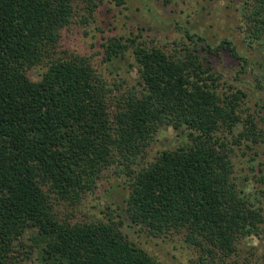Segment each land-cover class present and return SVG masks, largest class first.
I'll use <instances>...</instances> for the list:
<instances>
[{
	"label": "trees",
	"instance_id": "trees-1",
	"mask_svg": "<svg viewBox=\"0 0 264 264\" xmlns=\"http://www.w3.org/2000/svg\"><path fill=\"white\" fill-rule=\"evenodd\" d=\"M76 4L0 0V264H159L123 232V221L73 222L58 208L79 206L112 167L128 170L124 206L134 226L156 238L184 234L202 264H227L224 257L264 223L263 208L233 178L228 146L229 136L249 148L264 141L260 122L246 114L247 92L220 90L221 75L198 49L177 57L112 36L105 61L132 50L140 78L114 94L89 57L58 56ZM244 6L247 34L263 43L264 0ZM220 47L242 62L241 72L252 67L232 41ZM254 65L263 89L264 63ZM40 66L46 70L33 80L28 71ZM165 126L187 142L133 167Z\"/></svg>",
	"mask_w": 264,
	"mask_h": 264
},
{
	"label": "rangeland",
	"instance_id": "rangeland-1",
	"mask_svg": "<svg viewBox=\"0 0 264 264\" xmlns=\"http://www.w3.org/2000/svg\"><path fill=\"white\" fill-rule=\"evenodd\" d=\"M75 6L72 23L62 30L58 56L89 57L97 74L115 89L114 94L139 86L140 78L132 50L114 64L105 61L104 45L110 37H122L126 44H130L129 39L149 47H161L177 57L187 48L198 49L205 66H211L213 72L221 75L220 90L232 85L247 92L246 114L253 115L264 131V88L254 81L259 72L257 66H253L259 61L264 63V42H252L247 34L244 0H171L169 4L164 0H77ZM225 39L232 41L238 52L250 61L252 67L246 72H241L242 62L228 50L218 48ZM45 70L44 66L32 68L28 75L37 80ZM185 135L181 130L163 127L140 156V166L133 167L147 166L160 151L183 145L187 142ZM247 144L237 145L229 136L233 178L252 205L264 210V141L257 145L249 143L251 148ZM127 172L116 167L106 170L95 190L87 194L79 206L60 205V212L73 222L105 221L110 217L123 221V232L159 264H202L200 259L205 258L204 254L187 243L184 234L156 238L131 223L124 206L126 182H129ZM224 258L227 264H264V223L255 233L242 238L235 255ZM209 260L206 258L203 264H210ZM23 264H38V261L33 258Z\"/></svg>",
	"mask_w": 264,
	"mask_h": 264
}]
</instances>
